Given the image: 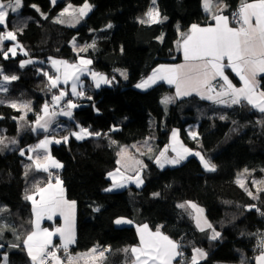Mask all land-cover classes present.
Here are the masks:
<instances>
[{
  "label": "trees",
  "instance_id": "obj_1",
  "mask_svg": "<svg viewBox=\"0 0 264 264\" xmlns=\"http://www.w3.org/2000/svg\"><path fill=\"white\" fill-rule=\"evenodd\" d=\"M87 1L94 7L76 27L57 23L53 16L67 3L81 4L85 0H59L55 5L51 0H22L21 9L8 17L6 30L15 31L17 39L4 41L0 49L7 50L15 44L16 56L9 53V58L4 59L0 55V68L3 74H15L19 79L8 85V93H0L6 100L0 105V135L15 138L18 143L7 148L0 146V207L6 209L0 212V226H7L0 238L4 245L0 248V264L3 252H8L9 264H30L23 245L11 248L9 242L31 230V205L25 197L49 181V173L36 170L27 158V149L44 136L31 131L30 125L45 99L57 92L48 91V79L40 70L53 74L48 70L51 57L77 60V52L70 44L73 37L80 44L95 40V48L80 55L89 56L94 69L115 76L117 81L100 89L90 85L86 96L76 99L79 107L74 110V121L60 118L65 126L57 129L56 138L69 136V140L51 146L52 155L62 164L60 174L57 171L52 175L60 176L67 198L77 204V241L72 251H85L96 244L109 246L102 264H129L134 258L124 250L140 243L137 225L146 223L179 242L187 260L195 247L207 253L200 264H242V260L254 264L259 253L257 243L264 233V191L254 200L236 180L245 174L244 169L249 170L248 179L264 180V113L247 102L228 107L197 95L177 99L165 108L161 100L173 91L172 86L162 82L147 89L135 86L158 64L181 60V54L174 50L180 31L208 22L202 0H157L167 19L156 24L138 20L152 0ZM224 1L229 14L241 2ZM33 5L39 6L46 16ZM109 24L111 28L107 27ZM28 59L35 63L21 68L20 62ZM119 67L128 69L127 80L116 71ZM261 80L264 89V76ZM13 100L31 102L33 111L27 113L25 122L12 119L22 114L7 106V101ZM77 122L102 135L75 139L70 133L77 130ZM192 123L196 124V139L186 133V126ZM113 126L118 130L112 131ZM174 127L181 129L186 145L197 148L216 165V171H206L196 155L178 166L164 168L158 166L155 156L144 157L143 186L105 191L110 183L108 173L118 166L120 146L154 136L158 154ZM21 149L25 150L23 156ZM180 202L203 207L206 220L220 237L210 239L212 229L200 231L188 214L192 210L178 208ZM252 205L255 207L250 208ZM117 218L133 223L117 225Z\"/></svg>",
  "mask_w": 264,
  "mask_h": 264
},
{
  "label": "snow or ice",
  "instance_id": "obj_2",
  "mask_svg": "<svg viewBox=\"0 0 264 264\" xmlns=\"http://www.w3.org/2000/svg\"><path fill=\"white\" fill-rule=\"evenodd\" d=\"M55 4L56 0H52ZM204 10L211 12L212 0H202ZM220 10L213 12L211 15L213 24L200 26L192 24L189 32L182 36V44L178 41V46L182 48L185 63L178 65H160L155 69L151 76L147 77L142 82L136 85L137 88L146 89L156 84L158 81H164L169 85L175 86V97L165 96L161 103L167 105L174 102L176 98L190 96L196 93L201 99L211 100L216 104H223L228 107L239 105L242 102H247V105L259 112L264 113V90L259 89L258 76L264 74V0H252L251 3L247 0H242L237 12L232 14V20L235 26L230 24L229 17L223 15L224 8L227 7L223 0H219ZM153 7L149 8L145 13L144 19L139 22L142 24H156L161 23V14L156 5V0H152ZM22 7V0H0V28L5 31H0V45L4 41H15L17 33L12 30H6L8 24V17L10 12L17 13ZM33 7H36L33 5ZM91 5L85 0L82 6L75 7L68 4L59 14L57 23H65L62 17H70L71 26L79 24L88 13L91 11ZM37 11L39 9L37 8ZM167 19V17H163ZM111 28L112 25H107ZM162 40L163 37H160ZM96 41L93 40L91 44H85L81 47H76L75 38L73 39V47L77 52V62L69 63L66 60L51 59V65L55 69V74L49 75L48 71L41 69L42 74L48 79V91L53 92L51 101H45L40 112L36 113V119L30 125L31 131L44 133L43 139L39 141L34 147L27 149L28 152H36L42 150V153L29 155L27 158L33 161L36 170H43L49 173V183L46 187H37L36 194L39 195V200L34 195H28L25 198L32 202V212L35 216L34 230L29 232L22 240L23 249L26 250L31 264H79V261H85V264H102L105 259V253L110 251L107 248L94 247L87 253H78L73 256L69 252V246L75 243V233L73 227L74 212L76 207L75 201H69L65 198L62 181L57 176L55 184L51 183L52 173L49 168L59 169L62 164L54 159L49 154V145L61 142H67L69 136H62L60 139L56 138L57 129L64 127L58 123V117H67L74 121L73 110L79 107L78 103L74 102L71 97L83 98L86 96L85 85L82 76H88L91 79V87L100 89L102 86H111L116 81V77L109 78L108 75L95 71L91 68L93 60L81 56L80 53H86L88 50L94 49ZM23 51V49H21ZM9 53L12 57L16 56V47L7 48V50L0 49V55L4 59L9 58ZM27 55V52L24 53ZM226 61V63H225ZM32 59L23 60L20 62V67L23 68L28 64H33ZM40 63H43L42 61ZM231 70L242 81L243 86L237 88L229 77L225 74V69ZM119 71V70H118ZM120 75L127 79L126 72H120ZM19 77L15 74H3V69L0 68V93H8L9 87L13 81H17ZM70 84V93L67 87L61 88V85L68 86ZM88 100H92L91 96H87ZM6 103L4 97H0V105ZM7 106L22 112L19 117H12L18 123L25 122L27 113L32 112V105L30 101L17 102L7 101ZM221 119L225 117L221 116ZM0 119H3L0 116ZM24 125L21 124V127ZM74 130L70 133L71 136L77 140H83L87 137H100L101 132L90 131L89 127H83L78 122L75 124ZM118 129L113 126L112 131ZM104 135H107L106 133ZM193 139H196V133H191ZM150 139V138H149ZM172 151L176 152V157L169 159L166 156L168 148L165 147L155 162L159 167L163 168L165 164H179L187 155L193 154L192 151L184 147L177 138V131L172 132ZM18 141L15 138L8 139L0 135V146L7 148L9 144L15 145ZM111 143L116 144L115 140ZM179 144L180 150L176 145ZM144 145L147 151L151 152L152 148L149 141L145 140ZM137 153L143 155L137 145H132ZM20 155H25V150H20ZM194 155L200 158V161L206 171H216V165L206 160L199 152ZM116 163L118 167L114 172H109L108 176L112 179V188L105 189L111 191L113 188L126 187L128 183H135L140 187L143 183L141 178V171L144 167L143 162L136 159L129 152L128 146H120L117 152ZM163 158V159H162ZM41 160L44 162L41 163ZM245 174H250L248 169L243 170ZM241 188H244L247 194L252 199H258L259 193L264 191V188L259 187L264 185V180L253 179L252 183L256 186V194L245 186V181L238 176L236 180ZM158 196L159 193H154ZM178 208L189 211V215L196 221L197 227L200 231L212 229L210 239L216 240L220 237V233L215 231L213 226L208 223L206 219H202L203 209L198 207L195 203L185 202L177 205ZM250 208L255 205L249 206ZM6 209L0 207V212ZM99 211V209H96ZM259 211V209H257ZM59 214L64 218V226L55 228L50 231L47 228L41 229L40 221L47 218L52 220L54 216ZM264 215V213H261ZM133 221L126 218H117L115 224H132ZM7 226H0V238L3 237V232ZM139 234V246L125 249V252H131L133 256L132 264H200V261L206 259L207 253L200 248H193L190 260L184 256L181 244L170 239L164 235L160 228L157 227L153 232L149 229L147 224L137 227ZM59 235L60 248L63 249L64 257L59 256L58 248L52 244L53 236ZM17 240L20 236L17 235ZM4 245L0 244V248ZM11 248H20L21 244H12ZM259 254L254 257L255 264H264V233L260 234V239L257 243ZM180 258L177 260V258ZM4 264H8L7 254L4 255ZM242 264H246L242 260Z\"/></svg>",
  "mask_w": 264,
  "mask_h": 264
},
{
  "label": "crops",
  "instance_id": "obj_3",
  "mask_svg": "<svg viewBox=\"0 0 264 264\" xmlns=\"http://www.w3.org/2000/svg\"><path fill=\"white\" fill-rule=\"evenodd\" d=\"M5 2H7V0H5ZM241 2H242V0H241ZM241 2H240V4H241ZM247 2H249V3H251L252 2V0H247ZM223 3L224 4H226V2L223 0ZM227 5V4H226ZM202 6H203V4H202ZM157 8H158V5H157ZM203 9H204V7H203ZM228 9H229V7H228V5H227V7L226 8H224V10H223V15H226V16H228L229 17V20H230V24H232V26H235V23H234V21L231 19V16H230V14H229V11H228ZM158 10H159V8H158ZM220 10V4H219V0H212V9H211V12H206L205 10H204V12L207 14V16H208V22L207 23H204V24H201V23H195V24H198V25H200V26H206V25H209V24H213L214 23V21H212V19H211V15H212V13L213 12H218ZM160 12V11H159ZM11 13V12H10ZM145 14V13H144ZM161 14V18H162V22H164L166 19H163V17H164V15L162 14V13H160ZM143 15V14H142ZM191 27V26H190ZM190 27H188L187 29H185V30H181L180 31V33H179V36H178V38L175 40V42H174V50H175V52L176 53H178V54H181V56H182V58H181V60L180 61H177V62H164V63H160V64H158L151 72H150V74L147 76V77H149V76H151L152 75V73H153V71L155 70V69H157L160 65H178V64H183V63H185V61H184V57H183V51H182V48H180L179 46H178V41L182 44V36L184 35V34H187L188 32H189V29H190ZM16 44H19V43H16ZM10 47H15V44H11V46ZM24 52V51H23ZM87 58V57H86ZM66 61H68V60H66ZM69 63H75V62H70V61H68ZM76 62H77V60H76ZM225 63H226V61H225ZM94 70V69H93ZM95 71H97V70H95ZM98 72H101V71H98ZM102 73V72H101ZM225 74L229 77V79L232 81V83L237 87V88H239V87H242L243 86V83H242V81H240L239 80V77L238 76H236V74L231 70V68H226L225 69ZM264 76V74H261L260 76H258V82H259V89L260 90H264L263 88H262V86H261V79H262V77ZM88 79H90V77H88V76H86ZM147 77H145V78H142L140 81H139V83L140 82H142L143 80H145ZM159 82H162V83H165V84H167L166 82H164V81H158L157 83H159ZM156 83V84H157ZM84 85H85V91H86V89L91 85V82L89 83V82H86V83H84ZM167 85H169V84H167ZM153 86V85H152ZM169 86H172L173 87V91L171 92V93H167L165 96H169V97H175V86L174 85H169ZM61 87L62 88H64V87H67L68 88V90H69V93H70V84L68 85V86H64V85H61ZM147 89V88H146ZM192 95H197L196 93H193ZM192 95H190V96H192ZM164 96V97H165ZM197 96H199V95H197ZM186 97H189V96H186ZM200 97V96H199ZM73 100H75V101H77L76 99V97H71ZM84 98V97H83ZM83 98H81V99H83ZM180 98H185V97H179V98H176L174 101H176L177 99H180ZM209 101H211V100H209ZM246 102V101H245ZM172 103V102H171ZM170 103V104H171ZM169 104V105H170ZM60 118H62V116H60ZM67 118V117H66ZM65 122H63L62 121V125L63 126H65V124H64ZM78 130V129H77ZM44 137V136H43ZM43 137L41 138V139H43ZM40 139V140H41ZM40 140H38L36 143H34V145L32 146V147H34L35 145H37L38 143H39V141ZM51 146H52V144L51 145H49V154L54 158V159H56L53 155H52V152H51ZM40 153H42V150H37L36 152H31V153H29V155H32L33 157H35V155H37V154H40ZM57 161H58V159H56ZM44 161L43 160H41V163H43ZM60 162V161H59ZM61 163V162H60ZM62 168V167H61ZM61 168H59V169H56V168H49V171L51 172V173H54V172H57V174H60V170H61ZM109 177V176H108ZM56 178V177H55ZM55 178L53 177V175H52V177H51V183L52 184H55ZM110 178V177H109ZM50 179V178H49ZM61 181H62V187L64 188V193H65V198L67 199V200H69V201H74V200H70V199H68L67 198V196H66V189H65V186H64V183H63V180L61 179V178H59ZM144 180V179H143ZM49 183V181L44 185V186H42V187H46L47 186V184ZM144 183V182H143ZM131 185H134V184H131ZM143 185V184H142ZM130 186V185H129ZM136 186V185H135ZM141 187V186H140ZM35 194V198L37 199V200H39V195L38 194H36V191L35 192H33V193H31L30 195H34ZM29 202H30V205H31V211H32V207H33V205H32V202L30 201V200H28ZM76 202V201H75ZM202 219H206L205 218V215H204V212H203V214H202ZM34 220H35V216H34V214H33V212H32V228H31V230L29 231V232H31V231H33L34 230ZM209 223V222H208ZM144 224H146V223H144ZM144 224H140V225H137V227L138 226H142V225H144ZM148 225V224H147ZM64 226V218L63 217H61L59 214H57L56 216H54L53 217V219L52 220H48L47 218H45V219H42L41 221H40V227H41V229H44V228H47V229H49L50 231H54L55 230V228H58V227H63ZM149 226V225H148ZM73 227H74V233H75V243L74 244H72V245H70L69 246V252L73 255V256H75L76 254H78V253H87V252H89V250L90 249H92V248H94V247H98V248H107V249H110V247L109 246H100V245H94V246H92L90 249H88V250H85V251H78V252H74V251H72V248L76 245V241H77V204H76V207H75V212H74V220H73ZM149 229L150 230H152L153 232L155 231L154 229H152L150 226H149ZM205 229H207V230H211V229H208L206 226H205ZM161 231V230H160ZM28 232V233H29ZM162 232V231H161ZM28 233H26V234H24L23 236H21L20 235V240H19V242H18V240H17V237L15 238V241H10L9 242V245H12V244H17V243H20V244H22V240L26 237V235L28 234ZM164 235H166L164 232H162ZM168 236V235H167ZM170 239H172L170 236H168ZM172 240H174V239H172ZM175 241V240H174ZM52 244H58V245H60L61 244V241H60V237H59V235H56V236H53V238H52ZM140 244V243H139ZM139 244L138 245H134V246H132V247H136V246H139ZM131 247V248H132ZM26 251V250H25ZM107 253H109V251L108 252H106L105 253V255L107 254ZM5 254H7V257H8V252H3V257H4V255ZM26 254H27V252H26ZM59 256H61L62 258L64 257V252H63V249L62 248H60L59 250H58V253H57ZM28 256V255H27ZM28 260H29V262H30V264H31V261H30V258L28 257ZM133 262V261H132ZM132 262L131 263H129V264H132ZM2 264H4V259L2 260ZM8 264H9V258H8ZM79 264H85V261H83V260H81V261H79ZM173 264H175V261L173 262Z\"/></svg>",
  "mask_w": 264,
  "mask_h": 264
},
{
  "label": "rangeland",
  "instance_id": "obj_4",
  "mask_svg": "<svg viewBox=\"0 0 264 264\" xmlns=\"http://www.w3.org/2000/svg\"><path fill=\"white\" fill-rule=\"evenodd\" d=\"M59 0H56V3L58 2ZM51 2H52V0H51ZM92 7H91V10L93 9V4L90 2V1H87ZM84 3V2H83ZM83 3H81V4H74V3H72V2H70V3H67L61 10H59L58 11V13L57 14H55L54 16H53V19L54 20H57V18L59 17V14H60V12L68 5V4H72L73 6H75V7H79V6H82L83 5ZM53 4V3H52ZM53 5H55V4H53ZM38 9H39V11L41 10L40 9V7L39 6H36ZM151 7H153V5H152V2H151V4H150V7L149 8H151ZM155 7H157V0H156V5H155ZM160 11V10H159ZM41 13H42V15L43 16H46V14L47 13H44L42 10H41ZM90 13V12H89ZM88 13V14H89ZM161 13V12H160ZM164 17H166V16H164ZM144 18H146L145 17V14H143V15H140V16H138V20L140 21L141 19H144ZM62 19L65 21V23H62V24H65V25H68V26H71V23H70V17H68V16H65V17H62ZM85 19V18H84ZM84 19L83 20H81L80 21V23L79 24H81L83 21H84ZM79 24H76L75 26H73V27H76V26H78ZM162 37V36H161ZM75 38V44H76V47L78 48V47H81V46H83V45H85V44H91L92 43V41L91 42H87V43H85V44H80L79 42H78V40H77V38L76 37H73L72 38V40L70 41V44L72 45V47H73V39ZM74 48V47H73ZM76 52V51H75ZM84 57H87V58H90L89 56H85V55H83ZM51 59H56V60H68V59H64V58H60V57H51ZM91 59V58H90ZM68 61H70V62H76V60L75 61H71V60H68ZM48 63H49V66H48V70L50 69V71H52V73L53 74H55V69L52 67V65H51V61L49 60L48 61ZM91 68L92 69H94L93 68V66L91 65ZM94 70H96V69H94ZM119 70V71H118ZM98 71V70H97ZM116 71L120 74V72H126L127 73V78H128V69H126V68H122V67H119V68H117L116 69ZM103 73V72H102ZM52 74V75H53ZM121 76V75H120ZM122 77V79L125 81V80H127V79H124V77L123 76H121ZM109 78H111V77H109ZM81 79L83 80V82L84 83H86V82H91V79H88L86 76H82L81 77ZM117 81V80H116ZM115 81V82H116ZM139 83V82H138ZM137 83V84H138ZM91 84H92V82H91ZM114 84V83H113ZM136 84V85H137ZM135 85V86H136ZM62 88V87H61ZM164 98V97H163ZM74 102H76V103H78L77 101H75L74 100ZM170 104V103H169ZM169 104H167V105H164L165 106V108H167L168 106H169ZM43 105V104H42ZM42 105H41V107H42ZM78 105H79V103H78ZM75 110V109H74ZM74 110H73V114H74ZM63 117V116H62ZM63 118H66V117H63ZM34 123V122H33ZM32 123V124H33ZM58 123H62V120L60 119V117H58ZM62 125V124H61ZM59 130V129H58ZM174 130H176L177 131V138H178V140H179V142L181 143V144H183V146L184 147H187V148H189L191 151H192V153L193 154H191V155H187L186 156V158L185 159H183L179 164H181L183 161H185L187 158H189V157H191V156H194V153H196V152H199L200 153V151L197 149V148H193V147H191V146H188V145H186V142L184 141V139H183V136H182V133H181V129L179 128V127H174L172 130H171V132H170V136H169V141H168V143L162 148V150H164L165 149V147H167L168 148V151H167V153H166V156L169 158V159H171V158H175L176 157V152H173L172 151V145H173V141H172V132L174 131ZM190 132L191 133H196V137L198 136V132H197V129H196V124L195 123H192V124H189V125H187L186 126V133H187V136H189L190 138H192V136L190 135ZM150 138V139H149ZM145 140H148L149 141V145L151 146V148H152V151L151 152H148L147 151V147L144 145V141ZM132 145H137L139 148H140V151L142 152V153H144L143 155H141V154H139V153H137L136 152V150L135 149H133V148H131V146ZM122 146H128L129 147V152L133 155V156H135V158L136 159H139V160H141L142 162H143V165H144V167H145V158L144 157H148V158H152V157H154L155 156V158L156 157H158L159 156V154L160 153H158L157 154V151H156V147H157V144H156V137H154V136H147V137H144V138H142V139H139V140H136V141H133V142H131V143H127V144H124V145H122ZM176 147H177V149L178 150H180V147H179V144H177L176 145ZM201 154V153H200ZM202 155V154H201ZM202 156H204V155H202ZM204 158L206 159V160H209V159H207L205 156H204ZM118 159H119V157H118ZM163 159V158H162ZM179 164H165V166L164 167H166V166H170V167H175V166H178ZM213 164V163H212ZM159 166V165H158ZM118 167V166H117ZM116 167V168H117ZM144 167L142 168V171H141V178H142V180H143V170H144ZM163 167V168H164ZM116 168H114L113 170H111L110 172H114L115 171V169ZM248 174H243V175H240L239 177H240V179H242V180H244L245 181V186L249 189V190H251L253 193H256V186H254L253 185V183L251 182V181H253V179L251 180V179H248V176H247ZM110 179V183L106 186V189H108V188H112V183H113V181H112V179L111 178H109ZM251 180V181H250ZM257 180H259V179H257ZM143 182H144V180H143ZM131 184H134L135 185V183H128L127 184V186L126 187H128L129 185H131ZM143 184V183H142ZM141 186H143V185H141ZM126 187H123V188H113L111 191H117V190H121V189H124V188H126ZM251 187H252V189H251ZM182 202H180V204H181ZM198 207H200V208H202L203 209V207H201L200 205H198ZM204 210V209H203ZM204 212V211H203ZM216 264H240V263H236V262H218V263H216Z\"/></svg>",
  "mask_w": 264,
  "mask_h": 264
},
{
  "label": "built area",
  "instance_id": "obj_5",
  "mask_svg": "<svg viewBox=\"0 0 264 264\" xmlns=\"http://www.w3.org/2000/svg\"><path fill=\"white\" fill-rule=\"evenodd\" d=\"M240 3L231 11V13H230V16H231V19H232V14L234 13V12H237L238 11V9H239V7H240ZM45 101H51V98H47V99H45ZM45 101H44V103H45ZM59 177L60 178V176L59 175H56V177ZM54 246H56L58 249H60V245H58V244H53Z\"/></svg>",
  "mask_w": 264,
  "mask_h": 264
},
{
  "label": "water",
  "instance_id": "obj_6",
  "mask_svg": "<svg viewBox=\"0 0 264 264\" xmlns=\"http://www.w3.org/2000/svg\"><path fill=\"white\" fill-rule=\"evenodd\" d=\"M258 254H259V253H258ZM258 254H257V255H258ZM254 264H255V261H254Z\"/></svg>",
  "mask_w": 264,
  "mask_h": 264
},
{
  "label": "bare ground",
  "instance_id": "obj_7",
  "mask_svg": "<svg viewBox=\"0 0 264 264\" xmlns=\"http://www.w3.org/2000/svg\"><path fill=\"white\" fill-rule=\"evenodd\" d=\"M96 245H98V244H96ZM101 246V245H100Z\"/></svg>",
  "mask_w": 264,
  "mask_h": 264
}]
</instances>
